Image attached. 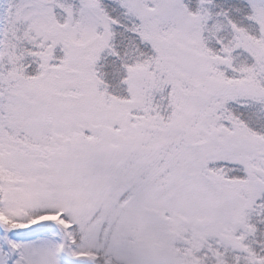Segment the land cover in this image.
I'll list each match as a JSON object with an SVG mask.
<instances>
[{
  "label": "snow or ice",
  "instance_id": "obj_1",
  "mask_svg": "<svg viewBox=\"0 0 264 264\" xmlns=\"http://www.w3.org/2000/svg\"><path fill=\"white\" fill-rule=\"evenodd\" d=\"M0 264H264V0H0Z\"/></svg>",
  "mask_w": 264,
  "mask_h": 264
}]
</instances>
